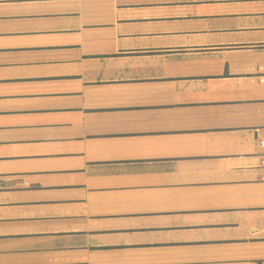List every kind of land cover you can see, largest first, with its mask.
I'll use <instances>...</instances> for the list:
<instances>
[{
  "label": "crops",
  "instance_id": "0c3cea01",
  "mask_svg": "<svg viewBox=\"0 0 264 264\" xmlns=\"http://www.w3.org/2000/svg\"><path fill=\"white\" fill-rule=\"evenodd\" d=\"M264 0H0V264H264Z\"/></svg>",
  "mask_w": 264,
  "mask_h": 264
},
{
  "label": "built area",
  "instance_id": "2783aa9c",
  "mask_svg": "<svg viewBox=\"0 0 264 264\" xmlns=\"http://www.w3.org/2000/svg\"><path fill=\"white\" fill-rule=\"evenodd\" d=\"M261 144H262V145H264V143H263V142H261Z\"/></svg>",
  "mask_w": 264,
  "mask_h": 264
}]
</instances>
